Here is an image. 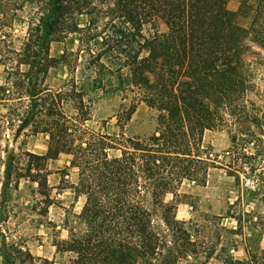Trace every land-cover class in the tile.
<instances>
[{"label":"trees","instance_id":"1","mask_svg":"<svg viewBox=\"0 0 264 264\" xmlns=\"http://www.w3.org/2000/svg\"><path fill=\"white\" fill-rule=\"evenodd\" d=\"M228 1L49 0L52 15L46 21L39 15L19 48L0 37V65L28 66H11L18 74L14 90L1 88L17 95L19 105L29 97L16 133L30 126L48 135L45 154L23 153L27 161L16 171V186L29 179L49 197L48 161L61 153L70 154L77 169L71 187L85 196L76 215L84 227L54 240L58 252L74 254L71 264L193 263L187 258L196 247L177 218V196L184 180L203 183L208 169L222 164L213 145L204 143V131L234 127L254 136L264 128V0H242L237 10ZM248 11L249 23L239 24L237 15ZM82 13L90 15L85 25L77 20ZM159 19L166 30L157 29ZM71 32L80 34L87 54L78 55L83 69L51 89L45 77L62 59L50 55V37ZM99 91L121 96L118 135L85 125L89 94ZM136 101L156 112L157 125L148 136L126 137L122 129ZM0 258V264H50L6 240Z\"/></svg>","mask_w":264,"mask_h":264},{"label":"rangeland","instance_id":"2","mask_svg":"<svg viewBox=\"0 0 264 264\" xmlns=\"http://www.w3.org/2000/svg\"><path fill=\"white\" fill-rule=\"evenodd\" d=\"M2 2L0 31L3 34L0 37L5 40L4 44L14 48L22 45L39 15L46 21L53 12L49 0ZM240 2L242 0H229L227 6L237 10ZM89 19L90 15L86 13L77 16L80 25L87 24ZM250 19L249 11L237 15V21L242 25H247ZM157 29L166 30L160 19ZM46 31L47 27L42 25L41 35L45 36ZM54 37H50L53 40L49 43V53L62 60L49 69L45 84L58 89L74 75H80L84 59L78 55L87 54L78 32ZM6 64L0 65V247L2 240L22 243L35 257L46 258L50 264H71L74 254L58 252L54 240L67 239L71 229L81 231L84 227L76 215L85 196L71 188L77 182V169L65 168L68 158L65 155L58 161L48 162L52 172L48 177L49 197L39 194L37 184L29 179L20 178L16 186V171L22 170L27 161L23 153L28 149L41 151L48 136L32 132L30 126L16 133L19 115L29 97L23 96L24 105H19L17 95L9 96L1 88L14 90L18 74L12 73L11 66L21 71H26L28 66H18L15 61ZM260 85L264 89V81L261 80ZM89 97L92 100L91 115L85 125L95 131L118 135L120 94L106 95L99 91ZM65 110L73 113L68 106ZM156 125V112L145 102L136 101V109L122 130L126 137H145L154 132ZM261 131L254 136L249 132L241 135L234 127L204 131V143L213 145L222 164L209 168L203 183L184 180L177 196V218L185 222L184 227L196 247V254L187 258L192 264H264V128ZM232 136L237 139L234 143ZM248 176L255 179L256 188L244 186L243 181ZM154 223L161 231L165 229L159 219ZM35 263L44 264V261L36 259Z\"/></svg>","mask_w":264,"mask_h":264},{"label":"crops","instance_id":"3","mask_svg":"<svg viewBox=\"0 0 264 264\" xmlns=\"http://www.w3.org/2000/svg\"><path fill=\"white\" fill-rule=\"evenodd\" d=\"M44 134H46V133H44ZM47 135V134H46ZM48 136V135H47ZM47 144H48V141H47ZM47 144H46V146L44 145L43 147H42V149H41V151H30L31 149H28L29 150V152H33V153H37V154H45L46 152H47ZM61 155H65V156H67L68 158H67V160H66V163H65V168H67V169H71V168H75V167H71L70 166V162H71V155L70 154H67V153H61V154H59V156H58V158H56V159H51V160H49L48 162H50V161H58L59 159H60V157H61ZM50 171H51V169H50ZM52 173V172H51ZM50 176V174L48 175V177ZM77 176H78V174H77ZM25 179V178H24ZM33 182V181H32ZM33 183H36V182H33ZM37 184V183H36ZM48 184H49V179H48ZM50 186V190H51V185H49ZM183 186V185H182ZM181 186V187H182ZM72 188V187H71ZM76 193V192H75Z\"/></svg>","mask_w":264,"mask_h":264},{"label":"built area","instance_id":"4","mask_svg":"<svg viewBox=\"0 0 264 264\" xmlns=\"http://www.w3.org/2000/svg\"><path fill=\"white\" fill-rule=\"evenodd\" d=\"M243 184L246 188L254 189L256 188V181L252 176H248L244 179Z\"/></svg>","mask_w":264,"mask_h":264}]
</instances>
